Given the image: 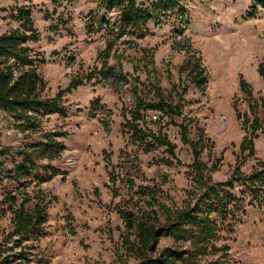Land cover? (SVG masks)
I'll return each instance as SVG.
<instances>
[{
    "label": "rangeland",
    "instance_id": "rangeland-1",
    "mask_svg": "<svg viewBox=\"0 0 264 264\" xmlns=\"http://www.w3.org/2000/svg\"><path fill=\"white\" fill-rule=\"evenodd\" d=\"M183 4L186 24L179 23L174 13L167 14L159 24L149 22L141 38L114 39L108 52L105 46L114 34L104 27L97 29L89 19L102 13L97 0H0V35L19 27L13 18L16 9L30 11L38 37L28 46L37 56V72L45 82L42 96L50 99L61 92L67 108L65 117L49 115L42 121L44 131L65 133L60 138L65 150L49 163L58 173L27 189L30 196L41 190L48 202L43 234L33 244L41 258L38 264L136 263L140 259L136 224L164 223L161 204L150 200L143 188L155 190L158 201L172 211L183 209L198 193L192 152L180 139V123L199 144V161L213 183L228 180L236 165L249 174L258 163L264 164L260 131L254 139V155L240 151L247 134L238 117H250V102L260 104L264 99V83L257 72L260 65L264 70V12L250 16L248 0H185ZM107 15L113 22L117 11L109 10ZM188 52L204 68L202 88L188 83L186 74L179 72ZM106 53L107 66L126 81L110 83L98 75ZM241 79L251 100L240 89ZM155 87L164 96L183 90L181 102L176 95L174 100L182 115L168 118L147 110L134 124L139 123L142 131L166 135L175 146L174 155L165 147L147 149L127 124L134 94L152 102ZM258 114L262 115L260 108ZM22 145V135L0 112V146L15 151ZM5 188L13 191L6 179L0 182V242L12 228L11 214L1 202ZM249 202L245 197L244 215L220 232L215 243L220 251L201 263L225 257L228 264H264V209ZM126 214L133 220L132 228L123 222ZM172 245L171 239L156 237L148 256ZM177 247L185 250L188 244Z\"/></svg>",
    "mask_w": 264,
    "mask_h": 264
},
{
    "label": "trees",
    "instance_id": "trees-1",
    "mask_svg": "<svg viewBox=\"0 0 264 264\" xmlns=\"http://www.w3.org/2000/svg\"><path fill=\"white\" fill-rule=\"evenodd\" d=\"M184 2L185 0H97L102 13L94 14L89 19L97 29L104 27L114 34L113 39L105 46L109 52L114 39L127 35L141 38L145 31L143 29L149 22L159 24L167 14L174 13L179 23L186 24L187 11ZM248 2L250 16L259 11L264 12V0H248ZM109 10L117 11L116 20L113 22L107 15ZM13 15L19 27L0 35V112L11 120L13 129L22 135L23 145L15 151L0 146V182L6 179L13 187V191L4 189V197L1 201L5 205L6 212L11 214L12 228L6 240L3 238L5 242H0V264H38L41 258L37 253L38 248L33 244L38 242L43 234L48 202L41 190L30 196L27 189L32 183L39 187L41 183L51 180L58 173V170L49 163L58 159L65 150L60 140L65 133L44 131L42 121L49 115L65 117L67 108L63 104L61 92L50 99L42 96L45 82L37 72V56L28 46L29 43H35L38 37L30 11L27 8H18ZM106 55L98 75L108 79L110 83L126 81L113 67L107 66L106 58L109 53ZM179 72L186 74L187 82L197 88L205 85L206 77L200 59L190 55L189 52L179 67ZM257 72L264 83V70L261 65ZM182 83L184 87V82ZM239 86L251 100L250 91L242 79L239 81ZM177 88L175 87L176 90L179 89ZM152 90L155 98L152 102H146L145 99L134 94L132 119L127 124L133 137L147 149L165 147L174 155L175 146L166 135L142 131L139 123H134L141 122L143 119L141 113L147 110L168 118L181 116L180 107L178 103L174 104V100L176 95L179 103L181 102L183 90L175 91L174 94L168 93L167 96H164L157 87ZM259 108L262 110V115L258 114ZM99 109L94 107L95 111ZM249 113L250 117L238 115L247 134L239 149L241 152L247 151L248 156H253L257 132L264 134V99L260 104L250 102ZM178 127L181 141L192 152L191 165L193 178L199 185L198 193L194 197L191 196L192 200L183 209L172 211L164 206V202L158 201L155 190L143 188V193L149 196L150 200L161 204L159 209L164 215V223L159 226L143 222L136 224L135 237L140 259L134 264H228L225 257L209 263H201V260L220 251L215 244L220 232L229 226L233 227L240 216L244 215L245 197L250 199V204H256L264 209V164L258 163V168L249 174L241 171L240 164L236 165L228 180L213 183L206 173V166L199 161L201 154L199 144L188 137L187 125L180 123ZM33 136H37L38 139L32 140ZM7 162L10 163V167L6 166ZM236 188L240 189V196H237ZM26 204L32 205L26 206ZM129 217L130 215L126 214L123 222L128 228H132L133 220ZM156 237L169 238L173 245L163 248L157 256L149 257L148 253L152 250ZM183 243L188 244L185 250L177 247Z\"/></svg>",
    "mask_w": 264,
    "mask_h": 264
}]
</instances>
